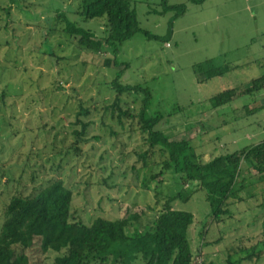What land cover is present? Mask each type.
Segmentation results:
<instances>
[{"label": "rangeland", "instance_id": "1", "mask_svg": "<svg viewBox=\"0 0 264 264\" xmlns=\"http://www.w3.org/2000/svg\"><path fill=\"white\" fill-rule=\"evenodd\" d=\"M131 1L142 30L162 39L136 33L116 56L109 52L118 64L107 67L104 57L82 50L63 31L64 22H57L65 14L102 39L106 19L82 21L77 14L82 0H0V227L12 195L28 196L62 180L73 192L75 220L90 224L96 217L137 213L142 216L139 229L145 231L167 198L174 197L175 209L194 215L189 239L195 264L222 263L229 254L253 247L255 257L243 264H264V180L252 169L244 172L243 200L231 199L232 215L211 223L201 184L184 181L174 170L159 175L164 161L159 152L144 166L138 154L149 145L139 118L119 119L111 109L117 97L112 81L121 72L122 84L152 91L148 115L165 117L158 128L172 139H190L204 162L258 143L264 136L250 134L259 130L254 122L260 116L244 118L236 111L212 108L209 100L218 94L220 79L203 80L205 73L197 69L208 59L218 66V41L226 49L229 42L241 46L236 56H252L254 45L262 44L263 50L264 0H206L201 5L167 0L188 8L173 23L169 43L163 37L172 13L154 12L162 10V0ZM225 6H234L235 12L227 17ZM255 72L254 67L239 69L234 80L242 83L256 77ZM121 98L123 109L141 111V94ZM245 103L242 99L239 113H245ZM80 104L89 110L80 118L90 126L85 141L76 144ZM26 253L29 264H54L56 257L43 253L38 240Z\"/></svg>", "mask_w": 264, "mask_h": 264}, {"label": "trees", "instance_id": "2", "mask_svg": "<svg viewBox=\"0 0 264 264\" xmlns=\"http://www.w3.org/2000/svg\"><path fill=\"white\" fill-rule=\"evenodd\" d=\"M205 1L188 0L196 5ZM161 5L162 10H155V13H172L169 32L163 37L169 43L173 23L185 16L188 8L185 3L169 5L167 0H162ZM77 14L82 21L106 19L102 39L91 29L71 21L65 14L58 16L57 22H64L63 31L74 38L82 50L96 57H104L102 63L107 67L118 64L109 57V52L116 56L124 42L143 31L131 0H82ZM143 32L148 38L162 39L149 31ZM197 70L205 73L203 80H209L224 74L226 67L216 66L208 59L198 65ZM120 78L121 72H118L112 81L117 97L111 109L113 113H118L119 119L139 118L140 130L149 145L147 151L138 154L143 165L147 166L149 157L159 152L164 157L163 170L159 175H163L164 170H174L182 175L184 181H198L201 184L210 205L211 223L221 222L225 216L230 217L231 199L243 200L239 193L248 179L244 178V172L252 169L259 181L264 180V138L239 151L204 162L195 154L190 139H172L158 128L165 118L162 114L148 115L147 110L153 99L150 88L122 84ZM252 84L251 88H264V77L254 80ZM133 93L142 95V109L138 114L121 106V96ZM236 95L234 89H228L213 96L209 102L212 108L217 109L231 102ZM76 115L80 129L73 133L75 143L79 144L85 141L90 126L80 117L88 116L89 110L80 104ZM155 193L157 203H161L159 193ZM173 200L174 197L167 198L151 224L147 225L145 231H140L138 222L142 216L137 213L117 219L96 217L90 224L75 220L72 213L73 192L62 180L52 181L28 196L14 194L4 207L0 227V264H29L26 252L34 247L37 240L43 253L56 254L54 264H195L189 239L194 215L175 209L171 205ZM255 255L256 249L253 247L229 254L222 263L206 261L201 264H243L251 261Z\"/></svg>", "mask_w": 264, "mask_h": 264}, {"label": "crops", "instance_id": "3", "mask_svg": "<svg viewBox=\"0 0 264 264\" xmlns=\"http://www.w3.org/2000/svg\"><path fill=\"white\" fill-rule=\"evenodd\" d=\"M234 10V6H225L223 8V14H226L228 17L231 13L235 12ZM221 21L222 18L218 9V24ZM240 47L241 46H238V44L233 46L232 43L229 42V46L226 49L222 42L218 41V66L226 67V72L218 76L220 79L218 80V93L228 89H234L237 93L236 97H234L231 102L218 106V111L224 112V109H226L227 112L230 110L236 111L239 114L238 117L244 118H248L254 114L259 115V120L254 122V125H256L255 127L259 128V130L252 131L250 136L261 137L264 136V88L259 89L251 87L254 80L264 77V47L262 50V44L259 46L254 45V53L252 56H236V54L240 52V50H237ZM251 67L256 69V77H250V79L246 78L244 82L236 83L233 72L239 69L246 71V69ZM229 76L232 78L231 82L223 81L225 77ZM248 89H251V91L247 92ZM242 99L246 102L244 105L245 113H239V109L242 108ZM248 100L251 102L249 103ZM254 133H256V136ZM250 136L247 135V138H251Z\"/></svg>", "mask_w": 264, "mask_h": 264}]
</instances>
